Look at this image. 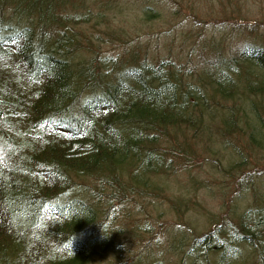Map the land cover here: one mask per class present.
Listing matches in <instances>:
<instances>
[{
	"label": "trees",
	"instance_id": "16d2710c",
	"mask_svg": "<svg viewBox=\"0 0 264 264\" xmlns=\"http://www.w3.org/2000/svg\"><path fill=\"white\" fill-rule=\"evenodd\" d=\"M64 7L0 0V264H126L125 231L142 214L133 204L147 191L173 204L165 180L187 168L190 141L217 161L208 179L241 186L227 206L241 202L202 233L183 231L174 205L164 209L175 231L156 254L182 248L181 264H264V171L251 176L234 141L264 152V38H251L255 24L246 21L245 43L205 59L195 79L133 50L101 56L92 41L81 44L83 19ZM219 191L226 197L224 184ZM177 197L196 211L197 199Z\"/></svg>",
	"mask_w": 264,
	"mask_h": 264
},
{
	"label": "rangeland",
	"instance_id": "374dc122",
	"mask_svg": "<svg viewBox=\"0 0 264 264\" xmlns=\"http://www.w3.org/2000/svg\"><path fill=\"white\" fill-rule=\"evenodd\" d=\"M64 5L65 15H79L83 19L75 27L76 37L81 44L89 45L92 41L93 49L103 50L101 56H109L114 60L133 50L138 53L135 56L139 61L147 59L154 64L161 60L169 61L186 75L195 73V79L205 59L215 54L231 55L245 43V35L251 33L246 27V21L255 24L251 35L253 40L257 42L260 36L264 38V0H64ZM145 8L151 9L150 12L155 15L148 18L143 14ZM235 23L241 25L236 26ZM187 132L189 135L190 130ZM234 141L240 148L237 153L251 160L248 167L251 169L250 175L262 173L264 152L261 149H248L249 146L242 139ZM190 142L201 152L191 150L190 144L184 142L183 148L186 147V151L191 153L182 156L187 168L177 169L176 174L179 176L165 180H168L165 184L167 194H174L173 204L166 203L162 196H157L153 191H147L146 196L140 202L137 201L139 205L133 204L142 214L138 219L132 217L125 231L122 245L124 256L119 257L126 264H134L135 261L139 264L149 263L146 258H154L159 264H181L186 260L183 255L186 249L182 248H170L169 253L164 251L162 257L156 254L158 249H165L167 238L175 231V224L171 221L174 216L163 214L164 209L174 205L181 215L178 224H182L183 231L191 227L197 233H202V230L206 232L210 228L211 221L217 223L224 217L229 219L233 214L230 212L228 215L229 210L241 202L236 198L232 205L227 206L228 197L238 196V192L242 191L241 186H230L227 177L222 178L224 181L219 177L208 179L207 175L214 173L217 161L207 154L208 149L201 150V141ZM223 144L226 145L225 142ZM218 145L222 146L221 142ZM230 152L231 149L227 148L223 155ZM219 153L223 158L221 148ZM193 177L200 181H195ZM223 184L226 197L223 194L221 198L219 188ZM177 195L197 199L196 211H189L190 206L177 203L176 200L181 199ZM129 254L134 257L131 261Z\"/></svg>",
	"mask_w": 264,
	"mask_h": 264
},
{
	"label": "bare ground",
	"instance_id": "6f19581e",
	"mask_svg": "<svg viewBox=\"0 0 264 264\" xmlns=\"http://www.w3.org/2000/svg\"><path fill=\"white\" fill-rule=\"evenodd\" d=\"M21 20L25 21L24 17H23V19H21Z\"/></svg>",
	"mask_w": 264,
	"mask_h": 264
}]
</instances>
